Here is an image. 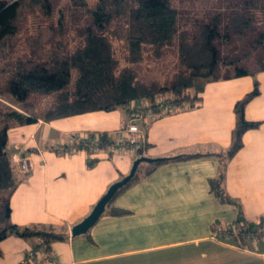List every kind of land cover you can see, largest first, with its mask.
Here are the masks:
<instances>
[{
	"label": "crops",
	"instance_id": "1",
	"mask_svg": "<svg viewBox=\"0 0 264 264\" xmlns=\"http://www.w3.org/2000/svg\"><path fill=\"white\" fill-rule=\"evenodd\" d=\"M256 82L260 93L246 105L245 117L259 126L246 131L243 146L229 157L235 105ZM201 97L196 108L139 122L144 157L185 159L164 162L120 190L97 223L75 237L71 229L130 174L140 156L105 149L60 154L53 148L79 132L112 137L126 125L129 113L119 109L13 124L8 132L12 160L20 169L14 155H28L32 169L28 174L19 170L9 198L10 221L20 227L64 225L70 230L67 239L53 242L44 254L47 264H264V236L249 237L241 246L221 233L230 229L240 206L251 221L264 216V71L210 82ZM222 165L225 193L235 203L221 202L212 190ZM112 209L125 213L112 214ZM37 243L36 238L6 237L0 242V264H21Z\"/></svg>",
	"mask_w": 264,
	"mask_h": 264
},
{
	"label": "trees",
	"instance_id": "2",
	"mask_svg": "<svg viewBox=\"0 0 264 264\" xmlns=\"http://www.w3.org/2000/svg\"><path fill=\"white\" fill-rule=\"evenodd\" d=\"M61 1L63 0H0V42L17 34L16 21L23 4L26 12L36 15L42 22L53 19L55 13L59 12L57 23L48 25L46 41L42 39L45 30H41L42 25L39 27L40 32L31 39L32 51L24 61L16 65L14 74L6 84L10 94L20 101H28L32 95H55L54 103L40 116L32 110H27L30 112L28 115L10 110L8 118L11 121L0 129V191H9L7 199L0 202V224L3 226L0 229V242L10 235L36 238L38 243L24 257L29 263L36 258L47 264L48 257L44 254L51 251L53 242L67 239L70 232L64 225L33 224L20 227L10 221L9 198L20 175V169L13 162L8 149V132L13 124L31 125L38 122L39 118L50 122L119 109L127 110L130 115L133 103L152 108L153 120L179 110L198 107L201 94L210 82L243 75L256 77L264 71L263 55L258 61V68L253 72L238 69L233 75L221 77L219 72L223 67L235 66L241 58L232 55L222 57L216 43L217 39L224 37L227 40L233 33L239 36L252 34L251 45L264 48V28L257 26L256 15L253 14L254 11H260L264 17V0H240L237 5L230 3L229 6L234 8L227 33L221 34V14L218 13L216 19L202 21L193 37L182 27L180 11L172 5L171 0H97L95 5L89 4L87 0H69L67 8L70 18L73 19V13L80 11L86 16L84 26L76 31V35L71 32L57 33L54 26L63 30L65 25L64 10L56 11L57 4ZM114 40L123 42L128 62L133 65L142 62L145 47L152 48V56L159 60L165 57L166 50L176 47L178 41L177 70L164 81L141 78L131 66L121 65V60L115 53ZM259 93V84L256 82L253 91L235 105L237 122L233 130L232 145L227 152L229 157H233L243 146L246 131L259 126L258 122L245 117L246 105ZM158 101L169 106L164 114L157 106ZM143 120L146 121L147 118ZM100 139L103 144H111V137L107 133H100ZM145 147L146 143L138 152L140 157L137 160L140 159L141 163L134 177L120 190L148 176L164 162L185 159L182 156L147 158L143 156ZM94 162L95 160H90V165ZM224 180L225 165H222L217 178L211 181L212 190L221 202L235 203L225 193ZM110 213L119 215L125 211L112 209ZM236 231L237 234L233 236ZM225 232H231L234 241L244 246L249 237L264 236V216L251 221L240 206L238 217L230 229L221 231L222 234Z\"/></svg>",
	"mask_w": 264,
	"mask_h": 264
},
{
	"label": "rangeland",
	"instance_id": "3",
	"mask_svg": "<svg viewBox=\"0 0 264 264\" xmlns=\"http://www.w3.org/2000/svg\"><path fill=\"white\" fill-rule=\"evenodd\" d=\"M87 1L91 5H95L97 2V0ZM239 1L240 0H171L172 5L180 11V21L182 22V27L189 33L190 37H193L199 30L202 21L216 19L218 13L221 14L219 22L221 34L227 33V29L229 30L230 28V15L234 8L229 6V4L231 3L232 5H237ZM68 4L69 0H63L57 4L58 6L56 8V11L57 9L64 10L65 13V25L63 30L58 26L55 27L56 25L53 26L57 33L62 32V34H65L71 32L72 35H76V31L80 30L81 27L84 26L83 20H86V16H83V14L78 11L73 13L74 18L71 19L70 12L67 8ZM58 13H55L53 19H47L48 21L42 22L36 15L26 12L23 4L20 10V15L16 21L18 26L17 34L14 36H8L0 42V129L7 126V124L11 121L10 118H8L10 110H18L20 107L22 111L32 110L40 116L54 103L55 95H32L28 101H20L10 94L7 90L6 84L8 83L9 78H11L14 74L16 65L21 61H24L32 51L33 44L31 39L38 35L40 32L39 27L41 25L43 26L41 30H45V32L42 33V39L43 41L48 39V25L50 23H57L56 19L58 17ZM253 14L256 15L255 20L257 21V26L264 28V17L261 12L254 11ZM42 18L45 17L42 16ZM258 21L260 23H258ZM251 40L252 34L239 36L234 33L227 40L225 37L216 40L222 57L232 55L233 57L241 58L237 61L235 66L223 67L219 72L221 77L233 75L235 70L238 69L253 72L258 68V61L264 55V48L253 47V45H251ZM178 46L179 42L177 41L176 47L173 46L172 48L166 50L165 57L159 60L152 56V48L145 47L142 62L133 65L128 62V53L125 50L123 42L114 40L115 53L121 60L122 66H131L133 70L141 75V78H154L163 81L172 77L177 70L179 63ZM245 54L246 56L244 57ZM81 133L83 132H79L78 134ZM98 134L100 135V133ZM72 136L75 137L76 134ZM8 195L9 191H0V202L6 200ZM2 227L3 226L0 224V229ZM224 234L232 236L231 232H225ZM235 234H237V231L233 233V236ZM255 236L262 237L258 235Z\"/></svg>",
	"mask_w": 264,
	"mask_h": 264
},
{
	"label": "built area",
	"instance_id": "4",
	"mask_svg": "<svg viewBox=\"0 0 264 264\" xmlns=\"http://www.w3.org/2000/svg\"><path fill=\"white\" fill-rule=\"evenodd\" d=\"M157 106L161 109L164 114L169 106L165 105L163 101H158ZM154 110L144 105H138L133 103L129 115L128 122L126 125L111 135V144H103L100 139V135L96 134H78L72 137L68 143H60L53 148L56 153H75L80 149H86L89 152H96L102 149L108 150L109 152H125L132 150L138 153L145 145V135L142 132L139 122L144 118H153ZM14 160L18 163L21 172L28 174L32 169V162L28 155H22L20 152L14 155ZM39 256V253H38ZM39 258V257H38ZM22 264H43L40 260L33 258L29 263L22 261Z\"/></svg>",
	"mask_w": 264,
	"mask_h": 264
},
{
	"label": "water",
	"instance_id": "5",
	"mask_svg": "<svg viewBox=\"0 0 264 264\" xmlns=\"http://www.w3.org/2000/svg\"><path fill=\"white\" fill-rule=\"evenodd\" d=\"M140 163H141L140 159L136 160L130 174L126 176L123 180L113 184L108 189L106 194L99 200V202L96 204L92 212L84 220L76 224L71 229V235L73 237L87 233L97 223L100 217L104 214L107 205L116 196L117 192L121 188L126 186L131 181V179L134 177Z\"/></svg>",
	"mask_w": 264,
	"mask_h": 264
}]
</instances>
